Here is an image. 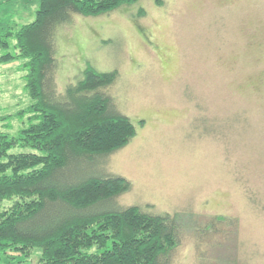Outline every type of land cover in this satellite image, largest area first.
<instances>
[{
	"label": "rangeland",
	"instance_id": "obj_1",
	"mask_svg": "<svg viewBox=\"0 0 264 264\" xmlns=\"http://www.w3.org/2000/svg\"><path fill=\"white\" fill-rule=\"evenodd\" d=\"M38 4L0 0V57L18 55L14 35ZM56 41L59 88L88 66L118 74L110 94L135 135L92 171L130 182L120 206L177 216L171 263L264 264V0H139L75 16ZM25 63L0 64V132L10 136L31 117ZM15 202L0 201V213ZM39 258L10 250L0 264Z\"/></svg>",
	"mask_w": 264,
	"mask_h": 264
},
{
	"label": "trees",
	"instance_id": "obj_2",
	"mask_svg": "<svg viewBox=\"0 0 264 264\" xmlns=\"http://www.w3.org/2000/svg\"><path fill=\"white\" fill-rule=\"evenodd\" d=\"M138 1L39 0L34 21L14 35L18 55L2 52L0 64L26 61L32 104L26 128L0 132V201L16 199L0 213V254L37 249L39 264H172L177 216L120 206L130 182L92 171L135 135L110 94L118 74L88 66L74 85L57 83L59 29L75 16L102 17Z\"/></svg>",
	"mask_w": 264,
	"mask_h": 264
}]
</instances>
